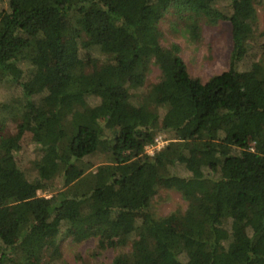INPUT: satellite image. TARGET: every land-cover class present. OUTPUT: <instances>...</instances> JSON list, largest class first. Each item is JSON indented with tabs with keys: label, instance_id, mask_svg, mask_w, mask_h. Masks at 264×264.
<instances>
[{
	"label": "trees",
	"instance_id": "1",
	"mask_svg": "<svg viewBox=\"0 0 264 264\" xmlns=\"http://www.w3.org/2000/svg\"><path fill=\"white\" fill-rule=\"evenodd\" d=\"M222 1L0 5V84L22 98L0 135V264H66L64 228L97 256L112 249L110 264H264V0ZM169 10L193 43L201 22H229L227 71L202 82L176 44L161 47ZM26 135L34 160L22 166ZM159 136L170 141L149 154ZM164 180L187 204L170 222L150 212Z\"/></svg>",
	"mask_w": 264,
	"mask_h": 264
},
{
	"label": "rangeland",
	"instance_id": "2",
	"mask_svg": "<svg viewBox=\"0 0 264 264\" xmlns=\"http://www.w3.org/2000/svg\"><path fill=\"white\" fill-rule=\"evenodd\" d=\"M0 5L6 4L3 0ZM233 0H224L221 5L223 8L231 4ZM236 1V0H235ZM226 9V8H225ZM200 40L198 42H191L188 40L183 24L179 23V19L174 15L172 10H169L159 23L162 33L160 41L161 47L169 48L172 44H176L179 49V57L185 63L189 76L198 78L202 82H206L211 77L221 74L228 70L230 65V56L232 52V38L231 27L228 21H219L215 24H206L201 22ZM258 29L264 30V7L258 8ZM258 43L261 46L255 48V57L260 60L264 66V37L259 39ZM247 63L239 65V70H245ZM151 72L147 78V84L156 83L160 75L159 69L156 66L151 67ZM18 98V99H17ZM18 91L7 86L5 83L0 84V104L12 106L18 102ZM22 99V98H21ZM11 107L8 111L3 113L4 120L2 121V131L0 135L6 136L15 131L17 123L16 119L12 121L10 114ZM1 126V125H0ZM30 135H26L21 144V151L19 154L22 166H27L28 162L34 160L33 145L29 144ZM161 146L166 145L170 139L168 137L159 136ZM104 162L103 156L96 154L86 159V164L94 171L97 166ZM76 173V168L70 169ZM58 181V180H57ZM166 181L159 182V190L152 201V208L150 212L156 217L166 218L169 222L172 220V214L175 212L183 213L186 210L187 204L182 200L181 195L174 189L166 187ZM56 186V185H55ZM59 184H57V187ZM49 197V193L43 194ZM59 245L61 248V255L66 264H110L115 256L112 249H106L101 255L93 254L95 241L93 239L82 240L77 239L73 234H66L65 228L59 235ZM91 251L93 253H91Z\"/></svg>",
	"mask_w": 264,
	"mask_h": 264
},
{
	"label": "built area",
	"instance_id": "3",
	"mask_svg": "<svg viewBox=\"0 0 264 264\" xmlns=\"http://www.w3.org/2000/svg\"><path fill=\"white\" fill-rule=\"evenodd\" d=\"M155 142H156V144L154 146L147 148V152L149 154H152L155 150H157L161 147L162 143H160V141L158 139H156Z\"/></svg>",
	"mask_w": 264,
	"mask_h": 264
}]
</instances>
